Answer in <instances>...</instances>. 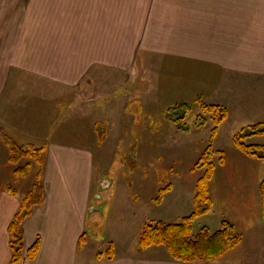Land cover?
<instances>
[{
  "label": "crops",
  "instance_id": "0c3cea01",
  "mask_svg": "<svg viewBox=\"0 0 264 264\" xmlns=\"http://www.w3.org/2000/svg\"><path fill=\"white\" fill-rule=\"evenodd\" d=\"M131 1L134 0H0V11H9V16H0V129L21 145L46 148L44 202L35 206L23 222L25 260L21 264H264V220L255 224V219H251V209L244 203L250 200L249 194L226 206L229 221L235 230L240 229L243 242L222 258L186 263L172 259L165 249L153 247L139 251L142 232L137 234L138 225L128 224L129 217L137 216L140 208V196L137 193L130 196L134 188V181L129 179L131 172L117 181V187L113 181H106L105 187L111 193L105 198L110 203L103 202L102 198L99 205L95 204L104 177L98 173L103 170L99 161L104 162L109 155L101 152L98 123L92 125L95 120L90 118L91 125L85 127L83 116L78 115L69 121L64 117L69 128L67 123L63 127L53 124L56 117L52 106L57 105L59 98L55 92L79 88L89 74L103 67L113 71L126 69L139 54L140 45L136 44L135 51L131 41H144L145 51H157L169 61L178 59L168 66L172 67L176 86L170 83L168 87L170 76H165V82L158 85L161 94L162 90L170 93L174 90L177 95L192 92L193 74L199 75L198 69L194 71V64H212L210 71L216 73L218 67H227L230 58L238 59L244 54L254 58L255 65L242 67L235 63L234 71L264 74V54L257 52L264 46L251 40L249 49H244L239 13L234 18L226 13L223 18L213 15L210 18L204 6L192 13L190 6L179 12L181 3L172 7L166 0H135L137 4ZM199 1L216 4L210 0ZM135 7L137 13L131 16L130 10ZM165 7L172 9L165 12L163 28L152 30L149 25L147 30L146 11L153 9L157 15ZM24 10L25 16H22ZM204 10L207 15L203 14ZM220 18L228 19L226 25L233 28L220 31L219 26L209 32L211 26L221 25L210 20ZM233 19L234 25H228ZM246 34L258 36L251 29ZM226 37L233 42L225 41ZM146 40H149L147 44ZM207 72L206 79L210 73ZM29 75L45 79L52 88L34 89L35 84L28 81ZM8 159L9 150L0 135V166H6V169L0 168V174L4 172L0 175L3 177L0 184L11 180L14 167ZM31 186L27 184L22 194L17 190L15 194L10 193L9 186L0 190V264L10 263L8 228ZM224 198H212V209L220 207ZM257 200L255 211L260 219L261 195ZM222 220L215 221L211 231H217ZM81 238L84 241L79 247ZM38 239V255L28 260L27 252ZM99 243L114 245L112 260L98 259V254L105 251L98 250Z\"/></svg>",
  "mask_w": 264,
  "mask_h": 264
},
{
  "label": "rangeland",
  "instance_id": "374dc122",
  "mask_svg": "<svg viewBox=\"0 0 264 264\" xmlns=\"http://www.w3.org/2000/svg\"><path fill=\"white\" fill-rule=\"evenodd\" d=\"M210 1L216 4L208 5L199 0H166L167 5L172 4V7L173 4L181 3L179 12L190 6V12L196 13L204 6L211 14L210 18L213 16L223 18L225 13L226 16L234 18L235 14L239 13V18L242 19L241 31L244 29L240 37L242 46L245 45L244 49H249L251 40L253 44L258 41L259 45L264 46V0ZM131 2L137 4L135 0ZM225 5L228 9L224 7ZM137 9L135 7L130 10L131 16L137 13ZM171 9L165 7L161 11L158 10L157 15L153 9L146 11L147 14H144L146 29L149 30V25L152 30L163 28L166 21L165 12ZM206 11L203 14L207 15ZM139 13L143 14L142 8ZM24 14L25 10L22 16H25ZM0 16H9V11H0ZM144 17L142 15L141 21ZM210 22L221 25L211 26L209 32L218 29L219 26L220 31L222 28H225V31L233 28L226 25L228 19L210 20ZM228 25H234V19ZM250 29L258 34L257 38L246 34ZM148 41L146 40V44ZM225 41L232 43L233 39L226 37ZM144 43V41L130 42L131 46L134 44L135 51L136 44L140 45L139 54L135 56L133 63L126 66V69L114 68L113 71L103 67L89 74L79 88L55 92L59 97L57 105L52 106L56 117L53 121L55 127L59 124L63 127L64 123H67L66 128H69L68 122L65 121L76 119L78 115L83 116L82 121L88 124L84 125L85 127L98 123L97 136L101 152L109 153L104 162L99 161L103 170H98V173L104 174V177L101 179L103 185H100L101 189L97 196L99 199L95 204L99 205L102 198L105 199L103 202L110 203L109 199L105 198L111 193V190L105 187L106 181H113L116 186L117 181L129 171L133 173L132 175L129 173V179L134 181L130 196L136 193L140 196L137 216L128 219L130 227L138 225L137 234L143 231L147 223L181 222L185 216L195 210L197 181L205 170V168H197L196 165L210 147L213 151L212 160L217 166L215 176L210 183L211 197L225 198L220 207L194 220L193 234H197L203 227L214 231L213 223L219 219H223L221 224L223 221L230 222L227 204L236 202L245 194H249L250 197L249 201L243 202L251 209V219H255V224L259 223V220L263 221L262 215L257 219L259 216L255 210L258 205L257 197L261 195L260 182L264 178V159L249 157L235 145V137L243 128L264 124V74L234 71L235 63L236 66L242 67L254 66V58H250L248 54L238 59L230 58L227 67H218L216 73L210 71L214 67L212 64H209L210 66L194 64V71L198 69L199 75L195 72L193 74L195 78L192 92L187 91L186 95H181L183 92L177 95L174 90L171 93L162 90L161 94L158 85L165 82V76H170L168 87L170 83L176 86V79L171 73L172 67L168 68V66H172V62L178 59L169 61L157 51L153 52L152 49L145 51ZM257 52L264 54V49ZM207 71L210 72L208 79H206ZM28 81L35 84L34 89H38V86L49 88V82L42 80L41 77L29 75ZM201 103L226 109L227 118L216 126L213 114L202 110ZM90 118L95 120L91 124L88 123ZM215 128L216 135H213ZM263 128L262 125L258 129ZM2 131L5 133V130ZM244 143L264 145V134L247 137ZM42 160L43 184L46 168L45 152ZM32 166L31 173L24 178H18L16 182H14L13 168L11 180L9 183L4 181L0 184V190L11 186L22 194L27 184L30 187L35 182L41 164L38 165L34 160ZM0 168L6 169V166L1 165ZM3 174L4 172L0 175ZM2 178L0 177V180ZM169 185L171 190L164 195L162 204H157L155 201L160 189H165ZM125 222H127L126 217ZM238 229L234 228L235 233L239 235L240 229ZM130 235L131 232L129 237ZM98 240L101 241L100 238ZM242 242L243 238L236 248ZM107 247L108 244H98L99 251H104ZM155 248L165 249L162 246ZM155 248L151 247V249ZM167 254L169 255L168 252Z\"/></svg>",
  "mask_w": 264,
  "mask_h": 264
},
{
  "label": "trees",
  "instance_id": "16d2710c",
  "mask_svg": "<svg viewBox=\"0 0 264 264\" xmlns=\"http://www.w3.org/2000/svg\"><path fill=\"white\" fill-rule=\"evenodd\" d=\"M201 108L205 112L212 113L214 122L218 126L227 118V111L222 107L209 106L201 103ZM264 124H257L243 128L235 137L236 147L249 157L264 159V145L246 144L244 140L247 137L264 134V128L258 129ZM5 145L9 150L8 162L14 167V182L18 178H24L31 173L32 162L35 160L42 167V155L46 148L36 147L34 145H21L15 139L8 136L0 129ZM216 135V128L213 131ZM213 151L207 148L196 167L203 169L204 173L197 181V192L195 196V210L188 216H185L181 222L166 223L156 221L147 223L140 235L138 249L144 251L151 247L162 246L169 255L177 261L191 262H211L222 258L229 251L235 249L241 243V236L235 233L234 226L223 221L221 227L213 232L208 227H203L197 234H193V222L199 216L209 213L213 208V199L210 193V183L213 179L216 164L213 162ZM223 163V159L221 160ZM38 171L36 180L30 190L23 197L20 208L15 214L9 225L10 249L12 252L9 264H21L24 260V235L22 231L23 222L31 216L33 208L44 202L45 191L41 181L42 169ZM10 193L15 194V189L8 187ZM171 190V186L162 188L156 199L157 204H161L164 195ZM262 216L264 219V178L260 182ZM84 239H80L79 247L82 246ZM40 249L39 239L27 252V259L34 260ZM115 256L113 244L102 253L98 254V259L112 260Z\"/></svg>",
  "mask_w": 264,
  "mask_h": 264
}]
</instances>
